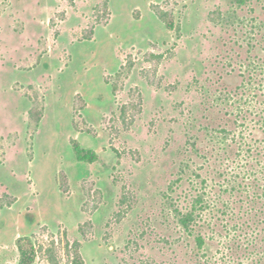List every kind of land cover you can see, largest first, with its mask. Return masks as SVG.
I'll return each instance as SVG.
<instances>
[{
	"label": "rangeland",
	"instance_id": "rangeland-1",
	"mask_svg": "<svg viewBox=\"0 0 264 264\" xmlns=\"http://www.w3.org/2000/svg\"><path fill=\"white\" fill-rule=\"evenodd\" d=\"M22 236L33 264H264V0H0V264Z\"/></svg>",
	"mask_w": 264,
	"mask_h": 264
},
{
	"label": "trees",
	"instance_id": "trees-1",
	"mask_svg": "<svg viewBox=\"0 0 264 264\" xmlns=\"http://www.w3.org/2000/svg\"><path fill=\"white\" fill-rule=\"evenodd\" d=\"M167 24L172 28V23L170 21H167ZM73 147L75 155L79 160L92 162L97 159V153L95 151L82 148L78 142L75 141ZM17 246L20 252L19 264H33L36 257V251L30 238L27 236L19 237L17 239ZM73 264H85L79 253L74 259Z\"/></svg>",
	"mask_w": 264,
	"mask_h": 264
}]
</instances>
